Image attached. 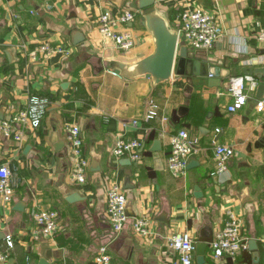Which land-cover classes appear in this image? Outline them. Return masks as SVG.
<instances>
[{
  "label": "crops",
  "instance_id": "obj_1",
  "mask_svg": "<svg viewBox=\"0 0 264 264\" xmlns=\"http://www.w3.org/2000/svg\"><path fill=\"white\" fill-rule=\"evenodd\" d=\"M135 1L0 3V122L23 109L32 95L51 101L42 127L28 131L21 142L0 130V163L16 169L20 181L10 205L0 197V230L14 243L10 259L38 264L49 251V264H95V255L105 245L109 264H174L175 253L166 238L188 232L195 247L208 242L207 264H253L250 240L256 241L259 264H264V116L254 111L253 99L228 112L233 99L226 93L230 77L243 76L248 67H264L263 46L256 40L264 32V0H155L156 14L175 32L176 15L184 9L199 7L213 14L221 36L210 51H197L196 56L208 62L214 83L216 77L221 79L219 87L195 84L198 77L189 70L155 84L133 69L155 48L141 13L130 7ZM104 10L134 11L133 22L118 28L135 40L129 51H118L99 34L96 19ZM77 36L84 41L75 44ZM43 43L62 45L72 55L34 60L33 49ZM148 99L158 106L152 120L145 119ZM72 123L80 126L84 139L89 164L85 184L71 176L74 159L66 127ZM179 130L199 140L189 160L195 165L184 178H174L167 170L169 138ZM56 135L64 144L60 150L53 142ZM119 138L142 142L139 162L112 155ZM154 141H159V150H152ZM214 142L234 150L228 171L217 177L210 175L215 169ZM125 177L133 186L125 191L130 222L115 236L106 193L114 182L122 188ZM195 188L201 197L194 196ZM69 192L85 200L69 203L63 196ZM38 209L59 212L61 229L54 241L31 239ZM226 210L241 219L247 243L237 263L215 260L210 253ZM140 216L149 218L152 235L133 233L130 223Z\"/></svg>",
  "mask_w": 264,
  "mask_h": 264
},
{
  "label": "built area",
  "instance_id": "obj_2",
  "mask_svg": "<svg viewBox=\"0 0 264 264\" xmlns=\"http://www.w3.org/2000/svg\"><path fill=\"white\" fill-rule=\"evenodd\" d=\"M5 1L7 0H0V3ZM134 18L135 13L131 10L116 13L104 10L96 19L97 30L103 39L113 42L115 49L127 52L133 48L135 40L129 31H119L118 28L133 22ZM176 21L178 38L182 37L188 47L197 51H210L222 33V27L216 22L213 14L199 7H189L178 12ZM256 40L262 44L264 50V32L260 33ZM59 54L70 57L72 51L62 45L43 43L35 47L31 53L34 60L38 57L49 59ZM262 61L264 62V55ZM258 85L259 82L250 75L230 77L226 85V93L232 97L233 102L228 106L227 111L236 112L253 99L254 111L264 116V93L261 98H254ZM50 103L48 97L30 96L23 109L0 122V130L7 135H14L15 140L21 142L28 131L42 127ZM157 116L158 106L152 99H148L145 119L152 120ZM163 120L167 121V118L163 117ZM66 131L74 159L72 179L78 184H85L89 164L84 157L85 145L81 128L78 124L72 123L67 125ZM219 131L216 129L215 134ZM198 143V138L189 136L184 130H179L170 136L167 170L174 178H184L187 175L188 162L195 154ZM213 145L215 169L210 175L217 177L228 171V163L234 156V150L225 144L214 142ZM142 146V142L139 140L119 138L113 144L112 155L115 158L125 157L139 162ZM19 184L16 169L10 168L7 163H0V197L6 205L12 203ZM126 208L127 198L124 190L118 183H112L106 193V211L111 231L115 236L119 235L130 222ZM224 215L223 226L210 243V253L215 260H229L237 263L241 252L247 248L242 234V222L232 210H226ZM59 216L57 210L38 209L33 216L34 228L31 239L35 242L54 241L61 229ZM130 224L134 234L143 237L152 235L149 218L135 217ZM4 242L5 245L0 247V264L6 263L14 250V243L9 236ZM166 243L175 253L174 264H195V242L188 232H177L167 237ZM110 261L107 247L101 246L94 257V263L109 264ZM23 264L34 263L27 259Z\"/></svg>",
  "mask_w": 264,
  "mask_h": 264
},
{
  "label": "water",
  "instance_id": "obj_3",
  "mask_svg": "<svg viewBox=\"0 0 264 264\" xmlns=\"http://www.w3.org/2000/svg\"><path fill=\"white\" fill-rule=\"evenodd\" d=\"M155 0H136L130 7L141 13V20L143 26L151 33L154 39V52L143 60L133 65V69L146 78H151L155 84H161L168 81L172 74L184 75L186 70H189V74L194 77H198L195 84H202L204 86H220L221 79L216 77L218 82L214 83L209 78L210 66L205 60L198 59L197 50L188 47L184 39L178 38L175 31L167 25L166 21L156 14L154 10ZM77 42L81 43L84 39L77 36ZM62 57L61 54L57 55L53 61H58ZM218 69V68H217ZM243 75H250L258 79L261 83L257 88L255 95L256 99L262 97L264 93V67H248L242 71ZM217 76V71H216ZM201 129V128H200ZM58 136H54L53 142L56 145V149L60 150L64 147V144L58 142ZM28 149V147H27ZM152 150H159V141H154L152 144ZM123 165L122 162H119ZM195 165V162L188 163L187 168H191ZM129 177H125L122 189H132L133 186H129ZM76 190H80L81 187H75ZM65 200L69 203L83 201L85 198L77 199L75 192H69L63 194ZM194 196L196 198L201 197V193L198 188H195ZM18 206L17 209H20ZM162 220V219H161ZM5 232L0 230V244L6 239ZM249 250L254 252L253 264H259V254L257 252V245L255 240L249 241ZM208 242L200 241L196 245L194 261L195 264H207L205 261V251L207 249ZM51 253L48 251L44 257L41 258L38 264H49L52 259ZM14 259H10L5 264H15Z\"/></svg>",
  "mask_w": 264,
  "mask_h": 264
},
{
  "label": "rangeland",
  "instance_id": "obj_4",
  "mask_svg": "<svg viewBox=\"0 0 264 264\" xmlns=\"http://www.w3.org/2000/svg\"><path fill=\"white\" fill-rule=\"evenodd\" d=\"M124 193H125V191H124Z\"/></svg>",
  "mask_w": 264,
  "mask_h": 264
}]
</instances>
